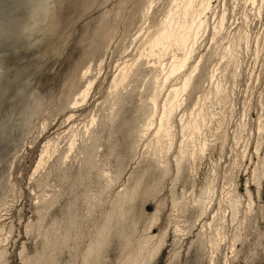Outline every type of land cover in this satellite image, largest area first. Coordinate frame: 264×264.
Here are the masks:
<instances>
[{
    "label": "rangeland",
    "instance_id": "374dc122",
    "mask_svg": "<svg viewBox=\"0 0 264 264\" xmlns=\"http://www.w3.org/2000/svg\"><path fill=\"white\" fill-rule=\"evenodd\" d=\"M38 1L0 0V264H42L46 257L50 259L47 264H83L115 193L144 170L143 192L135 198L127 219L113 226L94 264H125L136 253L138 243L149 235V247L155 246L162 235L164 243L146 264H212L210 258L213 264H264V177L257 189L252 173L255 167L264 173V131L259 138L257 130L258 120L264 123V7L258 16L244 0H213L218 13L224 5L225 30L214 37L209 32L203 35L194 53L197 61L203 57L201 75H209L226 63L222 53L228 38L238 29L248 34L247 44L238 49L237 66L221 71L229 99L226 105L211 110L224 116L223 125L219 128L211 122L205 137L211 148L194 165L197 190L205 179H213L216 200L225 190L236 191L240 213L231 223L225 213V219L212 222L216 204L199 219L191 211L181 213L171 200L183 191L190 193V186L180 182L173 185L171 175L159 179L153 170L147 171L143 144L131 153L130 134L140 122L138 107L146 97L153 59H142V71L134 82L137 93L124 102L112 123L108 121V107L102 106L117 70L130 65L141 51L137 38L146 24L134 13L146 0H51L50 22L55 23L44 31L27 24ZM156 7L159 10L160 4ZM103 17L111 34L103 49L88 62L86 55L102 28ZM160 18L158 11L155 19ZM88 64L94 78L89 96L83 103L63 110L73 75ZM174 84L171 80L160 100ZM208 89L202 82L186 101L187 107L177 111L175 120L191 108L190 101ZM33 96L37 98L36 108L28 107ZM93 117L101 145L96 168L84 184L72 187L79 173V158L67 159L61 169L56 167L55 158L71 136L89 127ZM222 133L226 134L224 142L219 138ZM47 143L50 153L53 149L56 152L48 165L34 173ZM119 169L122 172L117 176ZM42 174L45 184L39 181ZM108 184L98 201V193ZM55 191L60 192L55 204L42 202ZM156 211L158 221L152 225L151 215ZM204 222L212 225L203 229L207 237L223 227L224 241L217 240L213 250L209 246L201 250L192 243ZM66 228H71L69 241L60 245V235ZM234 236L237 240L231 252Z\"/></svg>",
    "mask_w": 264,
    "mask_h": 264
},
{
    "label": "bare ground",
    "instance_id": "6f19581e",
    "mask_svg": "<svg viewBox=\"0 0 264 264\" xmlns=\"http://www.w3.org/2000/svg\"><path fill=\"white\" fill-rule=\"evenodd\" d=\"M38 2V6L36 4L32 9L27 24L31 29L44 31L48 26L55 23L54 20L50 22L53 4L51 0H39ZM212 2L213 0H146L143 8L138 13H134V16H137L143 24H146L145 28L140 30V35L137 38L141 44V51L137 59L130 65H123L117 70L102 106L106 105L108 107V121L112 123L119 115L124 102L132 94L137 93L134 82H136L135 78L142 71V59H153L155 66L148 68L150 78L146 84V97L138 107L137 117L140 122L130 134L132 139L131 153H135L136 147L140 143L143 144V153L145 154L143 163L147 165V171L148 169L153 170L157 173L159 179L171 175L173 185L180 182L190 186V193L187 194L186 191H183L178 198L172 195V206L179 208L181 213L188 214L191 211L193 214H197L196 219H199L205 217L210 210H213V206L216 204L217 209L212 216V222L215 219H225V216L222 215V213H225L229 221L233 223L237 220L241 206L236 191L225 190L224 195L216 200L217 189L213 179H205L198 190L195 188L194 182L196 175L194 165L211 148V144L205 138L210 130L211 122H216L220 128L224 121L223 115H217L211 110L214 106L226 105L229 99L226 77L224 73L221 74V71L225 72L231 65L237 66L238 49L243 44L246 45L248 40L247 33L240 29L235 31L228 38L226 47L223 49L222 59H226V63L221 68L217 66L209 75H201L203 57L201 56L197 61L194 56L198 42L208 32L214 37L225 30L226 12L224 5L221 12L218 13ZM244 2L254 7L257 15L261 16L264 0H244ZM157 4H160L159 10H157ZM158 11L161 18L156 20L155 16ZM26 22L28 21L26 20ZM105 23L106 18L103 17L102 28L94 36L93 44L89 47L86 55V61L88 62L95 56L97 50L103 49L109 40L111 33L106 28ZM90 71L91 65L88 64L73 75L69 94L62 102L63 110L69 109L71 105L83 103L87 99L94 79L91 77ZM2 77L3 69L0 66V82ZM171 80H174L175 84L169 87L164 93V98L160 100L162 91L169 85ZM202 82H206L209 86L207 93L199 96L193 102L190 101L191 108H186L185 112H182L176 121L177 111L184 106L187 107L186 101H189L193 91L201 87ZM76 97L78 98L76 99ZM29 100H31V104L28 107L36 108L38 105L37 98L33 96ZM97 117L99 118V116ZM96 124V118L93 117L89 127L77 136H71L64 151L57 154L55 158L58 169L66 165L67 159L73 156L79 158V173L72 187L84 184V181H87V178L96 168V158L101 147ZM219 128L216 129V133H219ZM257 130L259 131V138H261L264 131V123L261 120L257 122ZM219 138L224 142L226 134L222 133ZM259 147L260 143L257 140L256 154H258ZM54 152H56L55 149L50 153L48 143L43 147L34 173L41 167L48 165ZM187 167L188 173L186 172ZM121 172L122 170L119 169L116 175H120ZM145 173L144 170L138 177H130L127 184L115 193L110 201L103 225L93 244L87 249L83 264L97 262L100 250L107 243L113 226L116 227L127 219V214L135 198L143 192L142 185ZM252 173L256 187L259 189L264 173L258 171L257 167L254 168ZM212 176L214 177L215 174L213 173ZM39 181L40 184H45V174L41 175ZM108 188L109 184L98 193L96 198L98 201H100L102 193ZM246 193L248 194L247 191ZM59 199L60 192L55 191L48 199H42V202L51 206ZM157 221L158 214L156 211L151 215V224L153 225ZM76 224L77 222L74 220L72 226L75 228ZM210 226L212 227L211 223L206 224L204 222L200 229L202 231L195 235V240L192 242L193 244L196 243L201 250L208 246L213 250L217 247L219 241H224L223 227L216 228L214 233L207 237L208 235L205 234L203 229ZM70 231L71 228L63 230L58 244L65 245L68 243ZM149 236L138 243L135 249L136 253L134 252L135 254L133 253L134 255L125 264H146L160 251L164 243V235L159 237L153 247H149L151 240ZM236 240V236L231 239L229 246L231 252L234 249ZM2 259L3 255L0 254V263ZM209 260L210 263H214L213 258ZM49 262V257H46L42 264Z\"/></svg>",
    "mask_w": 264,
    "mask_h": 264
}]
</instances>
